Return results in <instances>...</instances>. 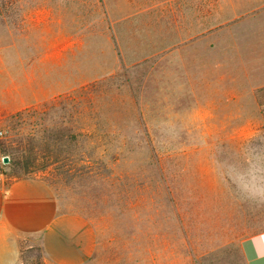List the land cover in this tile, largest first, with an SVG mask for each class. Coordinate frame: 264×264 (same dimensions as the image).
<instances>
[{
    "label": "rangeland",
    "instance_id": "1",
    "mask_svg": "<svg viewBox=\"0 0 264 264\" xmlns=\"http://www.w3.org/2000/svg\"><path fill=\"white\" fill-rule=\"evenodd\" d=\"M0 129V177L92 224L83 264H247L264 0H0ZM17 264H49L38 239Z\"/></svg>",
    "mask_w": 264,
    "mask_h": 264
},
{
    "label": "crops",
    "instance_id": "2",
    "mask_svg": "<svg viewBox=\"0 0 264 264\" xmlns=\"http://www.w3.org/2000/svg\"><path fill=\"white\" fill-rule=\"evenodd\" d=\"M27 238L38 239L49 264H83L96 246L92 224L78 214L59 213L42 181L0 177V264H17ZM259 250H264V232L243 245L247 264H264Z\"/></svg>",
    "mask_w": 264,
    "mask_h": 264
},
{
    "label": "trees",
    "instance_id": "3",
    "mask_svg": "<svg viewBox=\"0 0 264 264\" xmlns=\"http://www.w3.org/2000/svg\"><path fill=\"white\" fill-rule=\"evenodd\" d=\"M83 135L85 136V134H83ZM64 137H65V136H64ZM71 137H74V136L71 135ZM69 138H70V137H69ZM52 140H53V139H52ZM47 143H48V142H47ZM17 163H18V162L13 163L12 166L15 167V165H17ZM11 175H12V177H14V179H23V177L20 176V175H18V174H13V173H12ZM24 178H25V177H24Z\"/></svg>",
    "mask_w": 264,
    "mask_h": 264
},
{
    "label": "built area",
    "instance_id": "4",
    "mask_svg": "<svg viewBox=\"0 0 264 264\" xmlns=\"http://www.w3.org/2000/svg\"><path fill=\"white\" fill-rule=\"evenodd\" d=\"M5 136V131L0 129V141L4 138Z\"/></svg>",
    "mask_w": 264,
    "mask_h": 264
},
{
    "label": "water",
    "instance_id": "5",
    "mask_svg": "<svg viewBox=\"0 0 264 264\" xmlns=\"http://www.w3.org/2000/svg\"><path fill=\"white\" fill-rule=\"evenodd\" d=\"M7 162H8V158L4 157V158H3V163L6 164Z\"/></svg>",
    "mask_w": 264,
    "mask_h": 264
}]
</instances>
